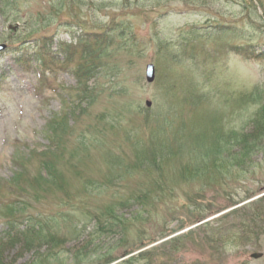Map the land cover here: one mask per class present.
I'll use <instances>...</instances> for the list:
<instances>
[{"label": "rangeland", "instance_id": "rangeland-1", "mask_svg": "<svg viewBox=\"0 0 264 264\" xmlns=\"http://www.w3.org/2000/svg\"><path fill=\"white\" fill-rule=\"evenodd\" d=\"M12 1L0 0V205L28 188L27 215L59 221L61 264L153 246V264H264V139L243 166L194 164L218 133L229 159L232 130H256L258 105L238 97L264 99V0ZM37 254L23 238L6 251Z\"/></svg>", "mask_w": 264, "mask_h": 264}, {"label": "trees", "instance_id": "trees-1", "mask_svg": "<svg viewBox=\"0 0 264 264\" xmlns=\"http://www.w3.org/2000/svg\"><path fill=\"white\" fill-rule=\"evenodd\" d=\"M262 0H259L261 3ZM13 4L17 2V0L12 1ZM11 2V4H12ZM9 5V4H8ZM39 53V52H38ZM240 53H245L244 51H240ZM40 55V53H39ZM41 54L40 57L37 58V60H42L44 55ZM264 96V91L262 93ZM259 97L255 96V93H242L239 95L238 100L240 104H245L247 102H252L258 105L257 113L255 116L250 117V121H254L256 124V130L253 131H245L244 128L246 126V123H244L241 127V129H235L232 130L234 136L230 138V141L228 143H233L235 146V151L229 154V159H227L223 154L226 151H229L227 147H221L220 146V140L221 138L218 133L216 137L213 138L212 144L211 142L204 148H202V151L204 150L206 153L204 156L206 158H203V161H197L194 162V164L198 165L200 169L205 170L204 168L207 167V170L209 167L212 169H217L218 171L221 170L224 164L230 161V163H236L239 166H243L244 163H246L247 160H249L252 156V154L260 149V141L264 139V99L258 100ZM241 118V117H240ZM67 119V118H66ZM64 120L62 123V127L60 130L67 131V127L69 126V122L67 123V120ZM249 120V117H247L246 121ZM231 131V132H232ZM68 132V131H67ZM50 142H54V145L56 147L60 144V135H58L55 131H51V135L48 137ZM224 140V139H223ZM48 166V176H50L51 179L57 180V176L53 172V163L50 162L47 164ZM206 166V167H205ZM198 169V168H197ZM191 170L189 167H187L186 172ZM202 173V171L197 172L196 176H199ZM21 191V194H16L18 197L15 198V200L2 203L0 206L1 208H4L5 213L3 218V223L5 224V227L7 230L5 233L7 234L6 238H3L0 236V264H61V260L64 258H61L60 255L64 250L65 245V239L59 237L56 232L52 231L51 228L54 227L51 225L53 221L59 222L57 218H50V217H43L40 215H37L38 217L33 214H30V216L26 213V205L24 204V200L19 201V199L25 198H31L32 194L30 193V190L28 188H21L19 189ZM35 195V194H34ZM116 212V208L114 205L110 206L106 209L105 212L100 213L101 217H109V219L112 217L115 218L117 216H114L113 214ZM199 220V219H198ZM197 221V220H196ZM184 225H181L178 228H182ZM170 230L169 232L174 231ZM18 238H23L26 243V248L33 249L36 248L38 251V254L33 261H25L22 263H18V258L15 257L13 259H8L6 256V251L8 247L11 245H14L15 241ZM171 239H174L171 238ZM170 239V240H171ZM154 241L151 240L150 243ZM45 242H48L50 245V249L48 251H42L41 248L43 247V244ZM170 241L167 240L165 243H169ZM164 243V244H165ZM145 245V244H141ZM141 248V247H140ZM155 246L145 249L143 251H140L137 255H132L128 258H125L123 260V264H134V262L138 261L139 259H145L147 262L145 264H153V253L155 250ZM135 248H130L129 250L125 251L124 254L118 255V256H111L107 259H105L103 262L99 264H109L114 261H116L118 258H121L123 256H126L134 251ZM138 249V248H137ZM136 250V249H135ZM74 261V260H73ZM75 264V262H72Z\"/></svg>", "mask_w": 264, "mask_h": 264}, {"label": "water", "instance_id": "water-1", "mask_svg": "<svg viewBox=\"0 0 264 264\" xmlns=\"http://www.w3.org/2000/svg\"><path fill=\"white\" fill-rule=\"evenodd\" d=\"M4 47V46H0V49ZM155 77H156V67L153 63H149L147 64L146 66V80L148 82H153L155 80ZM147 105L150 106L152 103L150 100H147L146 101ZM263 256V253L262 252H253L251 254V257L253 258H260Z\"/></svg>", "mask_w": 264, "mask_h": 264}]
</instances>
